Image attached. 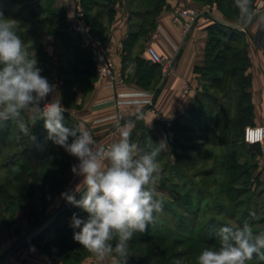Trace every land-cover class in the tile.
I'll return each mask as SVG.
<instances>
[{
  "label": "crops",
  "instance_id": "0c3cea01",
  "mask_svg": "<svg viewBox=\"0 0 264 264\" xmlns=\"http://www.w3.org/2000/svg\"><path fill=\"white\" fill-rule=\"evenodd\" d=\"M41 2L43 22L36 27L37 66L41 75L56 87L53 96L58 95L69 119L75 125L83 124L102 146L119 139L115 128L117 120L121 124L128 120L135 123L132 142L145 136L157 143L170 141L174 134L173 123L197 107L200 101L203 85L197 69L205 64L209 29L219 22L232 24L240 30L237 23L227 21L215 10L204 14L191 32L184 35L182 26L174 21L177 7L201 8L202 2L164 0L154 28L142 37L135 35L143 18L137 10L140 0H81L84 21L91 28V35L105 44L116 74L122 80L110 86L112 82L100 79L94 70L87 37L77 29L68 8L69 4H74L68 0ZM46 8L63 16V26L57 25L56 17L49 19ZM240 31L250 60L248 93L253 111L252 123L247 125L257 126L264 124V23H254ZM149 46L158 54L173 59V70L164 78L160 65L154 64L156 75L153 77L148 75L150 71L138 69V60L152 62L146 51ZM142 75L150 78L140 81ZM137 111L143 113L142 120H136ZM30 114L25 112L24 118L30 119ZM78 163L76 159L74 165ZM82 180V176L72 173L66 191L74 192ZM75 195L77 199L81 197L79 192ZM71 205L61 195L56 197L39 225L33 228L29 227L22 212L16 213L13 221L0 229V264L3 259H8L10 264H63L60 258L48 256L40 242L58 211Z\"/></svg>",
  "mask_w": 264,
  "mask_h": 264
},
{
  "label": "rangeland",
  "instance_id": "374dc122",
  "mask_svg": "<svg viewBox=\"0 0 264 264\" xmlns=\"http://www.w3.org/2000/svg\"><path fill=\"white\" fill-rule=\"evenodd\" d=\"M201 2V8L186 5L177 7V10L194 8L199 11L208 10L210 13H214L215 10L219 11L216 0ZM154 6L155 0H140L137 10L144 13ZM14 13L19 15L14 20L17 24V33L24 41L25 48L27 49L28 45L36 47L38 32L30 35L31 28L27 25L22 26L24 25L23 21L26 20L27 10L9 8L7 14L1 19H10ZM222 17L224 18V16ZM150 19V17L142 18L140 23H145ZM96 40L100 41L107 50L101 40ZM137 66H139L138 62ZM172 70L173 66L169 69V73ZM167 75L162 73L161 77L164 78ZM200 77L205 91H209L213 95L219 94L217 90L208 87V80H205L204 76ZM143 78V81L149 79L145 76ZM100 79L111 81L110 78ZM111 82L112 85L116 83L115 81ZM118 82H122V80L119 79ZM221 104L227 106V103ZM197 105L200 109L193 114L188 113L182 118L183 125L179 127L177 133L166 143L167 146L156 158L162 170L157 192L158 199L163 203V210L155 214L156 220L152 228L157 233L163 234L165 242L158 243L133 237L129 242L130 257L127 264H197L198 255L204 248L218 246V242L213 244L209 243V240L214 236L217 237L219 229L223 226L237 229L248 223L254 233L264 232V140L258 144L242 143L237 153L240 151L244 154L237 161L232 162L235 163V166H230L229 153L232 150L225 145L218 146V134L214 132L213 128L208 131L199 127L210 118L209 114H211V119L216 118V114L212 117V112L214 110L215 113L217 112L218 108H215L217 103H210L207 100ZM234 115L236 116V113H233ZM199 118L202 123L198 122ZM23 120L25 123L29 121L30 133L33 134L32 130L35 124L31 122V118L27 120L23 118ZM253 126L256 125H246L245 129ZM257 126L264 128V124ZM10 130L4 149L1 150L0 185L2 183L6 185L5 181L8 175L6 169L2 168V162L7 156H13L20 150L15 145L16 141L24 138L25 141L32 142L31 136L20 133L16 124H13ZM134 143L144 151H149L157 146V142L147 136L144 139L138 138ZM13 158L15 157L13 156ZM76 159L63 148L53 144L50 157L45 161L46 174L57 177L55 181L57 187L61 182L66 181L64 192L69 184L73 173L71 169ZM21 163L23 161L19 159L14 161L13 171H17ZM243 170L248 173H243ZM47 175L43 174L42 176L45 178ZM46 179L48 178L46 177ZM30 183L36 185L33 180ZM10 191L15 194L13 190ZM33 192L31 200L35 217L31 222L28 221L30 228L39 225L53 200L61 195V193L50 191L47 185L42 182L37 184ZM1 197L0 229L4 228V224L12 222L13 216L18 212H22L27 219L28 210L25 205H6ZM221 211L224 213L221 214ZM69 213L71 215L76 213L82 218L87 216L82 210L76 212L70 210ZM180 216L184 218L183 221ZM179 222H182L183 226H178ZM65 226L71 228L67 222H62L58 228L62 229ZM62 233L56 236L45 235L40 242L48 256L60 258L63 264H120L119 258L114 255L108 257L105 262H100L95 255L84 248L68 250L58 243ZM112 243L114 246L116 241L114 240ZM246 264H264V261L254 257Z\"/></svg>",
  "mask_w": 264,
  "mask_h": 264
},
{
  "label": "clouds",
  "instance_id": "9594fccd",
  "mask_svg": "<svg viewBox=\"0 0 264 264\" xmlns=\"http://www.w3.org/2000/svg\"><path fill=\"white\" fill-rule=\"evenodd\" d=\"M234 7L240 30L264 23L254 0H234ZM37 64L35 51L29 52L17 33L16 21L0 19V122L16 120L18 131L35 143L22 119V113H31L33 124L43 120L47 139L77 158L79 163L71 170L83 180L74 192L61 193L62 199L87 214L82 218L73 213L70 227L78 229L73 239L100 262L114 255L120 264H127L129 242L136 233H146L155 214L163 210L157 192L162 170L156 158L167 144L159 142L144 151L131 140L135 127L131 120L123 124L117 120L119 139L107 146L98 145L83 124L65 125L67 109L58 95L53 96L56 87ZM135 116L143 119L140 111ZM218 240V246L200 252L197 264H246L254 257L264 261V232L254 233L248 223L237 229L221 227Z\"/></svg>",
  "mask_w": 264,
  "mask_h": 264
},
{
  "label": "trees",
  "instance_id": "16d2710c",
  "mask_svg": "<svg viewBox=\"0 0 264 264\" xmlns=\"http://www.w3.org/2000/svg\"><path fill=\"white\" fill-rule=\"evenodd\" d=\"M207 1V0H200ZM220 13L224 18L231 22L236 23V9L234 7V0H216ZM256 0H254L255 2ZM164 0H155V6L144 13L139 11V14L143 18L150 17V20H146L145 23L138 24L135 35L142 36L151 31L155 26V18L157 14L163 8ZM9 8H19L21 10H27L26 20L23 21V27L25 25L31 28V33H35L36 27L43 22L41 17L42 2L41 0H0V19L2 16L6 15ZM49 14V19L53 20L56 17L57 25L63 26V16L49 8H46ZM19 15L14 13L10 19L16 20ZM28 38V37H27ZM28 40H31L30 38ZM27 50L29 52L37 51L38 45L34 47L33 45H28ZM138 69L148 70V75L153 77L156 75V67L158 65L153 62H147L144 60H138ZM155 64V65H154ZM93 65V64H92ZM250 65V60L247 54L245 38L243 33L236 28L234 25L229 23H216L209 29V43L205 53V64L202 68L197 69L200 76H204L205 80H208V87L219 92L218 95L210 94L209 91H205L200 94V101L197 102L202 104L205 101L210 103H217L215 108H218L217 112L215 110L212 112L213 115L216 114V118H210L201 122V118L198 122L202 123L199 126L203 130L214 129V132L218 134V146H226L230 150L229 160L231 161L230 166H235L233 161L241 158L244 153H237L241 147H239L244 141V129L247 124L252 123V105L250 103V95L248 93V88L251 84V77L248 74V68ZM150 78V77H149ZM201 78V77H200ZM143 81V75L139 78ZM221 103H227V106H222ZM200 107L197 105L189 114H193L198 111ZM236 113V116H233ZM188 115L185 113L184 116ZM233 116V117H232ZM64 123L67 126H74L75 124L69 119V116L64 113ZM181 117V118H183ZM24 118V113H22V119ZM13 124H17L16 120H8L0 122V157L1 150L7 142V138L10 135V129ZM28 124V123H27ZM187 124V123H186ZM183 125L182 119H179L172 125V130L174 132L173 136L177 133L179 127ZM33 135L36 137L35 143L27 142L22 138L16 141V146L20 148L13 156H7L2 162V168L6 169L8 175L6 178V185H0V197L2 196L6 205H25L28 214L27 219L29 222L35 217V212L32 209V196L34 188L39 183L47 185L50 191L53 193H63L65 191L66 181L61 182L60 186L57 187L55 184L56 176L47 175L45 167V161L50 157V151L53 148V143L51 140L47 139V132L43 126V120H39L35 123L32 130ZM23 161L20 164L17 171H13L12 166L14 161ZM14 159V160H13ZM39 168V169H38ZM44 168V169H43ZM35 169H37L35 171ZM235 169V168H234ZM50 171V170H49ZM243 173H248L243 170ZM43 174L47 175L48 179L43 178ZM32 180L36 182V185H32ZM47 181V182H46ZM232 182V181H231ZM34 186V188H33ZM10 190H13L15 194H12ZM1 197V198H2ZM81 197H79L80 199ZM1 206V202H0ZM81 211L82 209L71 205L68 208H64L58 211L52 224L46 229L42 236L45 234L57 235L61 234L62 237L58 242L61 246H64L68 250H76L83 248L79 242L73 239L74 231L78 229H73L72 227L65 226L62 229L58 228L62 222H67V225L71 224L72 215L69 211ZM224 211H221V214ZM182 221L183 217L180 216ZM155 224V223H154ZM152 225L148 226L146 233H136L133 237L139 238L140 240H152L158 243L165 242L162 233H157L152 228ZM178 226H183L182 222L178 223ZM219 243L218 236L212 237L209 243Z\"/></svg>",
  "mask_w": 264,
  "mask_h": 264
},
{
  "label": "built area",
  "instance_id": "2783aa9c",
  "mask_svg": "<svg viewBox=\"0 0 264 264\" xmlns=\"http://www.w3.org/2000/svg\"><path fill=\"white\" fill-rule=\"evenodd\" d=\"M71 4L68 5V8L72 12V16L75 19L77 24V29L84 33L87 37V43L91 54V60L95 72L100 78H110L111 81L118 82L119 78L116 74L114 61L112 56L105 49L103 44L96 40L91 35V28L84 21V14L81 8L80 0H68ZM255 6L260 11L264 13V0H257ZM208 10L199 11L198 9L189 8L184 10H178L175 13L174 21L179 23L182 26L184 35H187L191 32L193 27L196 25L198 20L204 15L209 14ZM151 61L162 66V73L167 75L169 74V69L173 66V59L166 58L163 55L158 54L155 49L151 46L146 49ZM112 86V84H110ZM264 140V128L259 126L247 127L244 131V141L247 144H258L262 143ZM1 264H10L7 259H3ZM88 264V263H86ZM90 264V263H89Z\"/></svg>",
  "mask_w": 264,
  "mask_h": 264
}]
</instances>
